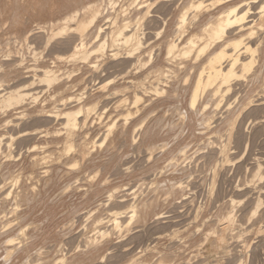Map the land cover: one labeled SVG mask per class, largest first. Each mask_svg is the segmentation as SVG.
<instances>
[{"label":"rangeland","instance_id":"374dc122","mask_svg":"<svg viewBox=\"0 0 264 264\" xmlns=\"http://www.w3.org/2000/svg\"><path fill=\"white\" fill-rule=\"evenodd\" d=\"M89 1L92 0H0V24H2L0 25V65L3 64L2 62L5 64L7 60L11 62L13 58L17 62L21 58L27 63L31 60L29 65H27L24 62L22 63L21 61L23 60L21 59L20 62L23 67L25 65H34L37 60L44 61V64H50V61L54 60L56 66L58 65L56 67L54 64V68L60 70V72L58 70L59 77H64L63 80L61 78L60 83L65 82V79H69V84L77 83V85L70 86V88L67 87L69 89L66 88L65 90L60 86L58 89L62 88V90L54 94L52 87L46 90L47 85L45 83L39 82L40 84H38V81L35 80L31 85L28 84L24 90V92L28 93L24 95L26 98L23 99L24 101L22 100V104L14 105V107H12L13 105H9L8 107L11 106L12 108H8V104L0 100V126L4 124V121L8 117V119H12L14 122L11 123L12 126L8 124V127L6 126L5 129L3 127H1L2 129L0 128V135H3L5 142H3V139L0 140V264H227L226 261H229L228 264H264V117H262L264 109L260 107L258 109V106H253L254 104H252L248 107H254L255 109L253 108V110H256L255 112L257 113L254 114V111L250 110V108L249 110L253 111V115L252 113H247L248 107L247 110L244 107L248 93L241 91L242 93L240 94L239 91L237 93L238 96L244 95L241 99L238 96H233L234 93H231L234 99L236 98L237 100L239 98L240 101L237 100L239 102L238 105L232 99L233 97H229L230 94H228V102L229 99H232L229 106L233 105L232 102L235 103L234 108L232 106V110L231 108L229 109L236 111L240 108L241 115H239V119H241L244 112L247 113H244L245 115L253 117L261 114L260 116L263 118L262 123L259 122L261 121L260 116V119H257L259 123H255L257 120L255 117L252 119L251 116L246 119L247 122L244 121L245 123L242 121L243 117L241 120L245 125H242L244 127H242L244 136L247 135L251 138L250 144L253 142V134H255L254 140H256L251 145L249 144L250 147H248V150L252 149V155L250 153H245V155L252 157L255 153L261 159L260 170L262 172L259 171L261 173L257 176L259 180V176H262L263 179L261 178L259 181L256 176L253 178V171L251 170H247V172L243 173V176H241L242 174L238 175L242 179L236 176L237 178L235 177L234 179L241 186L245 187L244 191L247 190L246 192H251V194L250 196L248 194L243 197L240 194L242 191H234L231 200L235 198V195L236 198L232 200L233 202L229 200L226 206L228 207L229 204L234 206L236 210L234 219H236L233 225L225 220L222 221L221 218H219L221 220L219 221L217 220L220 217L219 213L221 214L224 209L221 211L213 208L211 196H208L206 181L209 178L212 163L216 161L215 159H218V154L214 152V146L212 145L215 142L223 141V138L225 139L228 128L227 122L232 115V113L226 115L230 116L229 118L224 116L228 114L226 106H224L225 100V105L229 104H227V96L217 104L216 98H212L213 100L209 101V97L205 96L206 94L204 95L205 97L201 95L203 101L208 100L210 102L209 106L202 107L203 103L201 98H199L196 107L192 110L188 106V98L192 80L196 76L197 65L195 64L196 67L192 68L193 59L191 58H186L189 60L179 58V64H183L178 65L179 68L176 66L178 64L177 61L176 63L174 62L176 60L174 57L164 61L163 46L160 50L161 52L157 55L159 58L156 56L153 61L156 67L162 63L161 65L165 68V73L167 71L169 75L164 73L156 77V75H152L153 72L150 73L151 79L149 81L156 84L153 85L151 83V86H154L153 88L157 87V90L161 86L162 91L158 92L150 87H147V91L149 90L151 93L145 91L146 88L144 91L142 90L143 92L141 90L137 91L142 96V101H144L143 103L141 101V104L139 103L138 110L140 112L137 110L139 115H134L136 107L133 106L134 104L132 105L133 102L131 103L133 100L131 95L133 87L129 80L135 76V79L139 76L141 77L142 72L144 74V71L148 70L147 68L155 66L152 64L154 62L144 68V71L135 73V75L132 73V75L131 73H123L127 63L108 61L106 62L108 65H104L105 70H103L104 66L101 68L104 74L99 73L101 70H98L96 75L90 67L88 68V65L91 63L88 62L89 58L92 62L95 60L89 57L85 61H78L74 64L75 67L80 66L79 74H70L69 76V73H64L74 66L72 62L68 63L69 61H66L72 50L71 45L68 46L69 44L63 41V36L62 38H54L50 42L51 45L49 44L50 46L43 49L44 35L36 33L34 28L38 25L36 23L42 24L43 22L55 19L53 20V28L58 30L61 26L59 22L54 27V23L58 18L71 13L75 7ZM171 18L169 25L172 24L167 28L168 33H171L174 27H172L174 25V18ZM171 27L172 29H170ZM30 29H33L32 32H35V34L29 35L27 41L24 40L28 43L26 45L22 39L30 32ZM168 29L171 31H168ZM147 34L149 35V33ZM151 35L149 36L153 38ZM37 37H40V40ZM152 38L149 39L151 40ZM5 42H7V45H5ZM23 45L26 46L24 47ZM29 45L31 49L28 47ZM155 45L156 43L152 44L153 47H146L144 51H147L149 48L150 50L151 48L156 49L154 48ZM28 48L30 50H27ZM32 50L36 52L34 54L39 53L41 56H36V61L33 59L35 57L34 54L31 57ZM156 50H151V53L153 54L154 51L155 54ZM5 53L10 54V56L7 55V58L10 57L11 59L5 58L1 62V58L6 56ZM19 53L25 57L21 55L20 57ZM60 54L62 58L64 57L63 59ZM58 56L61 58L60 60H57ZM144 58H146V61L148 59L147 55ZM172 59H174L173 62ZM32 60L34 63H31ZM182 60H185V62L182 63ZM12 62L15 63L14 61ZM112 62H115L117 66L115 63V65H112ZM6 67L5 70L8 71L10 66ZM181 67H185L186 69L184 68V70ZM22 68L21 71H18L19 74L16 76L11 74L12 77L10 78H4L3 73L0 71V78L3 79L1 81L5 79V85L0 81L3 85L2 87L9 86L10 84L11 86L9 87L12 89L13 84V87L16 88L18 84L28 83V78L30 77H21ZM173 68H177V71L180 68L182 69H180V74L175 70V74H178V79L173 77L176 76ZM188 68L189 71H186ZM184 72L185 74L192 72L190 73L192 80L190 79L191 82L187 84L190 88L189 90L187 85V87L183 85L182 88ZM119 73L121 75L123 73V75L121 76ZM140 73L141 75H139ZM180 75H183V77ZM152 77L156 79L163 77V80H159V78L156 80L154 78L153 81ZM95 78L101 81L100 83L112 78V82L104 88L105 90L97 92L95 88H92ZM173 78L175 81H173ZM92 79L94 80L92 81ZM6 80L8 81L7 83ZM178 83L179 85H177ZM123 85H129L128 90L131 88L130 91H127L128 93L125 92L127 93L126 95L124 93L123 96L122 91L113 93L115 89L118 90ZM167 89L168 92L166 91ZM184 89L186 92L183 91ZM83 90L84 92L86 90V92L84 93ZM152 90H154V93ZM164 90L165 92H163ZM88 91L90 93H87ZM162 93L165 95L162 96ZM52 94L55 96H51ZM69 95H72V98H75L74 96L77 95L81 99L83 96V102L94 103V106L86 115L87 118L84 120V124L86 125L83 124L81 125V127L83 126L82 128L78 127L75 130L76 135L74 134L73 136V142L75 141L74 145L78 146L77 148L73 146L70 150L65 149L66 144L63 141L64 138L62 139L64 131L62 132L63 129L59 125L60 119H58L59 122L57 120L45 122L43 120L44 117L34 118V120L33 118H30L32 120L21 118L18 122V118L22 116V112L26 113V117L31 111L34 113L35 110L41 107L44 110L54 109V103L62 102ZM32 96H37L39 99L37 98V103H32L33 105L30 106V103L33 102ZM124 97L126 98V102L123 100L125 99ZM73 101H68L60 107H63L62 109H74L81 104L76 103L78 100L76 102L75 100ZM212 101L215 103L211 104ZM240 104L244 105V107ZM238 106L240 107L237 108ZM202 108L203 110H201ZM129 111L132 113L131 115ZM127 115L133 118L128 119ZM207 118H209V121H207ZM213 118L220 119L219 121L217 119V123L216 119ZM245 118L247 116H244ZM224 119L227 120L225 121L226 123ZM250 119L253 122L251 121L252 123L250 122L249 124L248 121ZM201 122L204 125L208 124L210 129L205 127L209 131L205 130L206 128ZM239 122L237 120V123ZM247 123L248 125H246ZM213 124L214 127L211 128ZM246 127L248 132L244 131ZM44 128L43 132L42 129ZM54 128L58 133L55 132ZM19 129L36 131L31 137L30 135L17 137L18 134L16 132ZM81 130L84 133L80 132ZM79 132L80 135L84 134L85 136L81 135L82 137H80L78 135ZM256 132L258 135L263 134L258 136ZM12 134L14 140L12 139L9 147H7L9 135ZM75 136L79 138L77 139ZM242 137L241 134L238 135L240 140ZM219 138L221 139L220 141L217 140ZM55 139H58V142ZM208 141H213V143L209 142L210 145H208ZM232 141L233 139L230 142V146L233 148V146H236V142L235 140L233 141L234 145ZM217 143L214 144L215 147ZM207 146H209V149ZM209 163H211V166ZM179 181L182 186H180ZM218 186L217 184L214 189L215 192L218 191ZM258 192L260 200L263 198L259 201L260 204L257 203V196H255ZM241 198L242 200L240 201ZM148 202L152 206L148 204L145 207ZM144 203V210H141L149 212L144 217L145 219L140 218L141 213L139 208ZM256 204L259 208H257ZM198 208L202 209L205 214L207 211L206 215L209 217L207 218L208 224H212L209 226H217L218 232L223 231L219 235L227 245V255L224 256L223 252L219 251L218 243L214 241L215 236L212 237V234H210L209 240L206 239L209 243L204 240L205 236L202 235L203 231H201L203 230V226H200L201 223L203 225V219L200 217L201 210ZM229 208L230 212L233 211L232 207L229 206ZM253 211H255V214L256 212L258 214L254 216ZM156 212H160L165 217L154 219L153 215ZM217 215L218 217H216ZM217 222H219L218 225L216 224ZM226 224L228 228L231 225L232 227L225 230ZM135 225L138 227H135ZM206 247H210L211 252ZM215 248L217 252H215ZM61 256L65 259L63 262L59 260Z\"/></svg>","mask_w":264,"mask_h":264},{"label":"bare ground","instance_id":"6f19581e","mask_svg":"<svg viewBox=\"0 0 264 264\" xmlns=\"http://www.w3.org/2000/svg\"><path fill=\"white\" fill-rule=\"evenodd\" d=\"M171 17L174 18V21H173L174 25H172V27L173 26L174 27H173L172 31L168 29V31H171V33L170 32L168 33L167 28H168V26L170 27L172 24L171 23L169 25V21H170ZM53 20H55V19H53ZM53 20L43 22L42 24L36 23L38 25L34 28L36 30L35 32L41 33L42 36L44 35L43 37L45 39H43L44 40L43 49L47 48V46H50L51 45L50 42L53 41L54 38H58V37L62 38L64 36L63 41L66 44L68 43L69 44L68 46L71 45L70 47L72 48L70 54L68 55V57L66 59V61H69L68 63L72 62L74 65L78 61L82 62V61H85L86 59H88L89 57H92L95 60L92 62V61H90V58H89L88 62L89 63L91 62V63H90V65H88V68L90 67L92 69L93 73L95 72V74H96L97 71L101 70L102 66H104L106 64V62H108V61H115L117 63L123 62V63H127L123 73L124 72L125 73H131V74L133 73L135 75V73L137 74V73L141 72L149 64L151 65V63L154 62L153 60L156 58L157 55H159V53L161 52L160 50L163 46L164 47V50H163L164 51V58H165L164 61H167L168 59H171L172 57H174V58H176V60L174 61V59H172V62L174 61L176 63V61H177L178 64H176V66L178 67V65L180 66V64H181V63L179 64V62H180L179 58L185 59V60H189L186 58H191V59H193V64H192L193 67L192 66L191 67L194 68L197 65V71L194 69V71H196V73L193 71V73L196 74L194 79L192 80L190 77V73H192V72H188L185 74L186 71H189V68H188V70H186L184 72V78H183V83H182V88H183V85L186 86L188 84V82H191L190 79L192 80V86L190 84L191 89L187 85L188 90L190 89L189 98H188V106L192 110L194 107H196V105L199 101V98H201V95L204 96L206 94L205 96H207V98L209 97V101L213 100L212 98H214V99L216 98L217 104H219L221 101H223V99L227 96L226 97L227 98V104L228 103L229 104L225 105L226 104V100H225L224 106H226L225 108H226L228 114H225L224 116L229 115V113L230 114L232 113V115H231V118H229L230 116L229 117L226 116V118L227 117L229 118V121L227 122L228 128L226 131L225 139L223 138V141L218 142V143L215 142V143H217L216 147L214 145L215 143L212 145V146H214V152H216L218 154V156L216 155L218 157V159H215L216 161L214 160L215 162L212 163V166L210 165L211 163H209V165L211 166V169L209 168L210 169V171H209L210 175H209V178L207 179L206 182H207V190H208V194H209L208 196H211V200H212L211 202L213 204V208L214 209L217 208L221 211L224 209L222 211L223 213L222 212H221V214L219 213L220 217H218V215L216 216V217H218L217 220H219V221L225 220L226 222L232 223V225H233V222L236 219V218L234 219V213L236 212V210L234 209V206H231L232 204H229V206L232 207L231 209L233 210L231 212L229 210L230 209L229 206L228 207L226 206L227 202L229 200L232 201L236 198V195H235V198L234 199L232 198V200H231L232 193L234 191H237V192L242 191L240 194L243 197H245V195H248V194H249L248 196H250V194H251V192L249 190L248 191L250 193H247L246 192L247 190L244 191L245 187L241 186L237 182V180L234 178L236 176L238 177V175H240V174H242L241 176H243V173L247 172V170L253 171L252 172L253 178H255V176H256V178H258L257 175H260V173L262 172L260 170L261 169L260 167L262 164V163H260L261 159L256 156L257 154L255 155V153H254L253 154L254 156H252V157L251 156L249 157L248 155H247L248 156L247 157L245 155V153H248V154L250 153L252 155V151H251L252 149L248 150V147H250L249 144L252 140L250 137H248L247 135L244 136V133H242V131H243L242 129L244 128L242 126V125H244L242 123V121L244 122V121H246V119H248V117L250 118L251 115L250 116L245 115L248 112L250 114L253 111H254V114L257 113V112H255L256 110H253L254 107L253 108H251V106L248 107L249 105L254 104L253 106H258V109H260V108L264 109V0H92V1H89L87 3L82 4L81 6L75 7L71 13H69V14L61 17V18H58L56 20V22L54 23V27H55L56 23L61 24L60 27L58 26L59 27L58 30L53 28ZM0 25H2V24H0ZM172 27L170 29H172ZM32 30L33 29H30V32L27 33L22 39L26 45H28V43L26 42L28 39L27 37L31 34L32 35L35 34V32H32ZM147 33H149V35L152 34L151 36H153V38L150 37ZM147 37L152 38V39L150 40ZM39 38H38V40H40ZM24 40H26V41H24ZM6 43L7 42H5V45H7ZM61 43H62V41H61ZM155 43H156V45L154 48H156L157 50L151 48V50L157 51V52L155 51L156 52L155 54H154V51H153V54L151 53L150 48L148 50L146 49L147 51H144L146 47L152 46V44H155ZM28 47H30V45ZM32 48H33V46H32ZM30 49H31V47H30ZM30 49L28 48L27 50H30ZM55 49H57V48H55ZM67 52H68V49H67ZM31 53H32V55L31 54L30 55L32 57L33 54L36 52H33V50H32ZM38 54L39 53L34 54L35 57L33 59H35V61L37 60L36 56H40V54L39 55ZM61 54H63V53H61ZM5 55H6L5 57L1 58V62H2V59L7 58L8 54L5 53ZM20 55L21 54L19 53V56ZM146 55H147L148 59L145 61L146 58L143 59V57L144 56L146 57ZM8 56H10V54ZM16 56H18V55H16ZM21 56L25 57L24 55H21ZM59 56L57 57V60H60L62 58V55H61V58ZM8 58H10V57H8ZM21 59H18V62H17L13 58L12 61H14L15 63H13L12 61L10 62L9 60H7V61H9L10 63L6 61L7 64L6 63L4 64V62H2L3 64L0 65L1 66L0 71L3 73L4 78L5 77H7V78L12 77L11 74L13 76H16L17 74H19L18 71H21V68L23 67L22 63L24 62V64L26 63L27 65H29V62L31 61L30 60L27 63V62H25V60L22 59L23 61H21L22 62L21 63L20 62ZM142 59H143V61H142ZM185 60L184 61L182 60V63L185 62ZM169 62H170V60H169ZM191 62H192V60H191ZM31 63H34V61L32 60ZM114 63L112 65L116 64V63L115 64ZM46 64H44V61H38L37 60V62L34 63V65L33 64L32 65L30 64L31 66L25 65L23 67L24 69L22 68V76L21 77H25V78L30 77V78H28L29 80L27 79L28 83L24 82V83H21L20 85L18 84V86H16V88L13 87L14 86V84H13L12 89H11V87H9V86H11L9 83H8L9 86L7 85L6 87L5 86L2 87L3 85H5V79H4V81H1L3 79L0 78V81L4 83L3 85L0 83V100L7 103L8 104L7 107L9 105H13L12 107H14V105L16 106V105L22 104V100L24 98H26V96L24 97V95L28 93V92L27 93L24 92V90L27 88L28 84L31 85L32 82H35V80L38 81V84L45 83L47 85V87L45 88L46 90H48V88L52 87L54 89V94H55V92L59 93L60 90H62V88L58 89V87H60V86H62L63 90H65L67 87L70 88V86L73 87V86L77 85V83H75V84L70 83L71 84L70 85L68 83L69 79H67V80L65 79V82H63L61 84L60 82H61L62 77L61 78L59 77L60 76L59 75L60 70L57 68L56 69L54 68L56 66V64L54 63V60H51L50 64H47V65ZM54 64H55V66H54ZM83 64H85V63H83ZM152 64L155 65V62ZM161 64H159L157 67L155 65V66L147 68L148 70L146 72L143 70L144 74H143V72H142V75L140 73L139 74V75H141V77L139 76L140 78L137 77L135 79V77H136L135 76L134 78H131L130 80L128 79L129 82H131V85L133 87V91L131 94L133 100L131 101V103L133 102L132 105L134 104L133 106L136 107V112H137V113L134 112V115H136V114L139 115L138 106L141 104V101H142V96L139 95V93L137 91L141 90V92H143L145 90V88H146L145 91H147V87L153 88L154 86L152 87L151 85L152 84L156 85V84L149 81V79H151L150 73L153 72L152 75L153 76L156 75V77L158 75L161 76V74L163 75L165 73V68ZM106 65H108V64H106ZM181 65H183V64H181ZM188 65H189V63H188ZM6 66H8L10 68L9 70L7 69L8 71L5 70ZM116 66H117V64H116ZM8 67H6V68H8ZM56 67H58V65ZM72 67L73 68L70 67L71 69L69 71L64 72V73H69L68 74L69 76H70V74L71 75L79 74L80 66H78L79 68L75 67V65ZM174 68H175V66H174ZM174 68H173L174 74H175V70L177 73L179 72V74H180V69L181 68L184 69L185 67H181L180 69H178L179 71H177V68L176 69H174ZM58 70H59V72H58ZM103 70H105V66H104ZM103 70H101V71H103ZM169 70H170V68H169ZM101 71L99 73L104 74V71L103 72H101ZM183 71H181V72H183ZM190 71H191V68H190ZM1 72H0V74H1ZM38 72H40V74H38ZM123 73H122V75H123ZM165 74L169 75V73L167 71ZM177 76H178V74L176 76H173V77H176V79H178L179 77L177 78ZM98 77H99V75H98ZM181 77H183V75ZM63 78H62V80H63ZM154 78L152 77L153 81H154ZM162 78L163 77H160L159 80H161ZM192 78H193V75H192ZM78 79H80V78H78ZM23 80H25V79L23 78ZM93 80L94 79H92V81ZM96 80L97 79L95 78L92 88L93 89L95 88L97 90V92L101 91V90H105L104 88H106L107 85L111 84V82H112L111 81L112 78L106 79L102 83H100L101 81H98V80L96 81ZM8 81H9V79H8ZM8 81L6 80V83ZM173 81H175V79ZM177 82H180V81H177ZM161 83H163V82H161ZM165 85H166V83H165ZM177 85H179V83ZM160 87H158L159 90H157V87L153 88V89H155L159 92L162 88V87L161 88ZM172 87H173V85H172ZM186 87H185V89H186ZM69 88H67V89H69ZM84 88H86V87H84ZM128 88H129V85L128 86L123 85V87H121L120 89L119 88H118V90L115 89V91H113V93H115L117 91L118 92L122 91L123 92L122 95L124 96L125 92L131 90V88H130V90H128ZM174 88L176 89V87H174ZM45 89H44V91H45ZM185 89L183 91H185ZM91 91H92V89H91ZM152 91L154 93V90H152ZM166 91L168 92V89ZM239 91H240V94L242 92L248 93L247 94L248 96L246 97L247 100L245 101V104H246L245 107H244V105L242 106V104H240L246 110L248 107V111H246L247 113L244 112L245 114L244 113L242 114L241 119L238 118L239 115H241L240 114L241 111L239 108L240 106L237 107V108H239L238 109L239 111L238 110L231 111L232 110L231 107L233 106V108H234L235 103L232 102L233 105H231V107L229 106L230 101H232V99H234L233 96H235V97L238 96L237 93ZM83 92H84V90H83ZM83 92H81V93L83 94ZM85 92H86V90H85ZM147 92L151 93L149 90ZM163 92H165V90ZM87 93H90V92L88 91ZM127 93H125V95ZM174 93H176V92H174ZM231 93H234V95L232 94L233 95L232 96ZM54 94H52L51 96H53ZM228 94H230L229 97H231V96L233 97L231 100L229 99V102H228ZM235 94H237V95H235ZM32 95H34V94H32ZM160 95H161V93H160ZM163 95H165V94L162 93V96ZM173 95H175V94H173ZM76 96H74V97L76 98ZM79 96H82V95H79ZM72 97H73L72 95H69L62 102L57 103V104L54 103V105H53L54 109L52 108V109L44 110V108L41 107V108H38L37 110H35L34 113H32L33 111H31L32 114L28 113L26 117H25L26 113H23L21 111L23 117L20 116L18 118V122L20 121L19 119H21V118H24V120L33 118V120H34V118L38 119L39 117H44L43 120L45 122L46 121L51 122L54 120L58 121V119H60L61 122H59V121L58 122L60 123L59 125L61 126V129H63L62 132L64 131V135L62 133V136H63L62 139L64 138L63 141L66 144L65 149L70 150L73 146H75L74 145L75 141L73 142V140H74L73 136L75 134L76 128L81 127V125L84 124V120L87 118L86 115L89 113V111L94 106V103L83 102V100H82L83 96H82V99L78 96L76 99L72 98ZM125 97H127V96H125ZM157 97H158V95H157ZM238 97H240V99H241V97H244V95L242 94V96L239 95ZM37 98H38L37 96L33 97V100H32L33 102L30 103V106L37 103ZM203 99H206V98H203ZM71 100H72V102H74L73 100H75V102L78 100L76 103H78V104L81 103V104L78 107L76 106L77 108H74V109H62L63 107H60L61 105H65L68 101L71 102ZM123 100H124V102H126V98ZM201 100H202V98H201ZM234 100H235V102H237V100L240 101L239 98L237 100L235 98ZM209 101L208 100L207 101L202 100V103H203L202 107H205L206 105L209 106V104H210ZM124 102H123V104H124ZM143 102L144 101H142V103ZM212 103H215V102L212 101L211 104ZM238 103L239 102H237L236 104L238 105ZM40 105H44V104H40ZM146 106H144V107H146ZM215 106H216V104H215ZM10 107H8V108H10ZM229 108H231V110ZM249 108H250V110H253V111H250ZM22 109H24V107H22ZM177 109H178V107H177ZM256 109H257V107H256ZM201 110H203V108ZM223 110H224V108H223ZM145 112H147V111H145ZM145 112H144V114H145ZM200 112H202V111H200ZM262 112L264 113V111H262ZM225 113H226V111H225ZM129 114L131 115L132 113L130 112ZM243 115L245 117L247 116V118L244 119ZM252 115H253V113H252ZM260 115H257L258 118L256 116H254L255 119L256 120L260 119L261 118ZM259 116H260V118H259ZM81 117H83V118H81ZM242 117H243V120H242ZM251 117H252V119L254 118L253 116H251ZM262 117H264V115H262ZM8 118L4 121L5 126H4V124H2V126H0V128L3 127L5 129L6 126L8 127V124H11L13 122L12 119H8ZM132 118L133 117H131V118L129 117L128 119H132ZM211 118H212V116H211ZM208 119L209 118H207V121H209ZM213 119H216V121H217L218 118H213ZM219 119H218V121H219ZM225 119H224V122L227 121ZM252 119H250L248 121L249 124L252 121ZM262 119L263 118H261V121L257 120L255 123H257L258 121L262 123ZM30 120H32V119H30ZM237 120H239L240 122L237 123ZM128 121H130V120H128ZM218 121H217V123H218ZM236 123H237V125H236ZM248 123L246 125H248ZM15 124H16V122H15ZM84 125H86V124H84ZM11 126H12V124H11ZM126 126H127V124H126ZM205 126L208 127V124H205L204 127ZM213 127H214V124L211 128H213ZM86 128H87V126H86ZM254 128H256V127H254ZM133 129H132V133H133ZM44 130H45V128L42 129L43 132H44ZM205 130H207V128ZM35 131H28L27 129H22V130L19 129V131H17L16 134H18L17 137H21V136H25V135L26 136L30 135V137H31L32 134H35ZM207 131H209V130H207ZM244 131H247V127L244 129ZM260 131H261V129H260ZM55 132L58 133V131H56V129H55ZM80 132H83V131L81 130ZM80 132H79V134L77 133L80 137H82L81 135L85 136L84 134L80 135ZM86 133H88V132H86ZM122 133H123V131H122ZM235 133H236V135H235ZM258 133H260V132H258ZM213 134H215V133H213ZM239 134H241V137L243 136L241 139L242 141L239 139L240 136L238 138ZM256 134H257V132H256ZM262 134H260V135H262ZM260 135H258V136H260ZM42 136H43V134H42ZM250 136H252V135H250ZM253 136L254 137L252 139L254 142V141H256V140H254L255 134H253ZM75 137H77V139L79 138L78 136H75ZM210 137H211V135H210ZM13 138H14L13 134L9 135V142H7V140H6V142H7L6 145H8L7 147H9ZM220 138H221V136H220ZM220 138L217 140L220 141L222 139V138L221 139ZM256 138H257V136H256ZM2 139H3V135L2 136L0 135V140H2ZM232 139H233V141L235 140V142H236V146H233V148L230 146V142ZM55 141L58 142V139L57 140L55 139ZM213 141H208V143L209 142L213 143ZM233 141H232V143H233ZM3 142H4V139H3ZM203 145L206 146L205 144H203ZM208 145H210V143ZM254 145H252V146H254ZM212 146H210V147L213 148ZM207 147L209 149V146H207ZM247 151H251V152H247ZM253 151H255V150H253ZM211 153H213V152H211ZM211 153H210V155H211ZM213 155H214V153H213ZM201 157H202V155H201ZM214 158H216V157H214ZM261 158H263V157H261ZM204 168H205V166H204ZM259 171H261V172H259ZM206 173L208 174V172H206ZM247 174H249V173H247ZM202 175H203V173H202ZM259 177H260V180H261V178L263 179L262 176H259ZM239 179H242V178H239ZM258 180H259V178H258ZM51 181H53V180H51ZM179 183H180V181H179ZM217 184L219 185L217 188L218 191L215 192L214 189L216 188ZM180 186H182L181 183H180ZM177 187H179V186L177 185ZM173 190H174V188H173ZM172 193H173V191H172ZM252 194L254 196L253 192H252ZM258 194H259V192L256 193L255 196H257L256 197L257 203L260 204L259 201H261L264 197L260 200ZM237 197H238V195H237ZM241 200H242V198L240 199V201ZM148 201H149V199H148ZM148 204L152 206V204H150L148 202L147 205H145V203H144V204H141V206L139 207L140 213H141V216L139 215L140 218L141 217L144 218L147 215V213H149L146 210H145V212H143V210H144L143 206L145 205V207H146V206H148ZM200 205H203V204H200ZM205 206H207V205H205ZM254 207L256 208V206H254ZM200 208H198V209H200ZM257 208H259L258 205H257ZM141 209H143V210H141ZM200 210L202 211V209H200ZM257 210L259 211V209H257ZM201 211H200V213H201L200 217L203 219V225L201 223L200 226H203V230H201V231H203V233L202 232L201 233L203 236H205V238L203 237L204 240L210 238V234H212V237L215 236L214 241H217V243H218L219 251L223 252L224 256L227 255L228 254L227 245L224 243L222 237L219 235L223 231L218 232V230L216 228L217 226L215 224L214 225L216 227L209 226L212 224L211 223L208 224L209 222H208L207 218H209V217H208V215H206L207 211H206V214L204 213V211H202V212ZM211 211H213V210H211ZM256 214H258V213L256 212ZM256 214H255V211H253V215L255 216ZM253 215H251V216H253ZM153 216H154V219L165 217L160 212L154 213ZM216 217H214V218L216 219ZM138 218H137V220H138ZM219 218H221V220ZM144 219H143V221H145ZM140 223H141V221H140ZM218 223L219 222H217L216 224L218 225ZM144 224H145V222H144ZM232 225L231 226L229 225L230 227L228 228L227 224H226L225 230L230 229L232 227ZM135 227H138V226L135 225ZM233 230H235V229H233ZM212 241H213V239H212ZM214 241H213V243H214ZM203 243H204V241H203ZM213 243H212V245H213ZM214 245H216V244H214ZM208 246H209V244H208ZM87 248H88V244H87ZM206 248L211 252L210 247L209 248L206 247ZM215 250H216V248H215ZM248 250H249V248H248ZM215 252H217V250ZM221 252H219V253H221ZM101 259H102V257H101ZM59 260H60V262H63L65 259L63 256H61V257H59ZM237 260H238V258H237ZM228 262L226 261L227 264H228ZM235 262H236V260H235Z\"/></svg>","mask_w":264,"mask_h":264}]
</instances>
